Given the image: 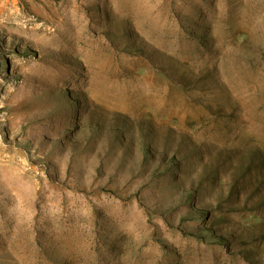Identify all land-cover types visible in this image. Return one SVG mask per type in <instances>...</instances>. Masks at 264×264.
I'll use <instances>...</instances> for the list:
<instances>
[{"label": "rangeland", "instance_id": "obj_1", "mask_svg": "<svg viewBox=\"0 0 264 264\" xmlns=\"http://www.w3.org/2000/svg\"><path fill=\"white\" fill-rule=\"evenodd\" d=\"M0 264H264V0H0Z\"/></svg>", "mask_w": 264, "mask_h": 264}]
</instances>
